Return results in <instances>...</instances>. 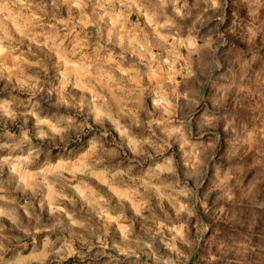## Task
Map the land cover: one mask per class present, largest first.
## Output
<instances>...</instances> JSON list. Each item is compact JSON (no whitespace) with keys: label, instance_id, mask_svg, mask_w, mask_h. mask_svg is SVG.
<instances>
[{"label":"clouds","instance_id":"clouds-1","mask_svg":"<svg viewBox=\"0 0 264 264\" xmlns=\"http://www.w3.org/2000/svg\"><path fill=\"white\" fill-rule=\"evenodd\" d=\"M0 264H264V0H0Z\"/></svg>","mask_w":264,"mask_h":264}]
</instances>
